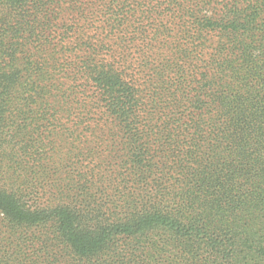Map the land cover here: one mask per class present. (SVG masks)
Wrapping results in <instances>:
<instances>
[{"label":"trees","instance_id":"trees-1","mask_svg":"<svg viewBox=\"0 0 264 264\" xmlns=\"http://www.w3.org/2000/svg\"><path fill=\"white\" fill-rule=\"evenodd\" d=\"M0 264H264V0H0Z\"/></svg>","mask_w":264,"mask_h":264}]
</instances>
